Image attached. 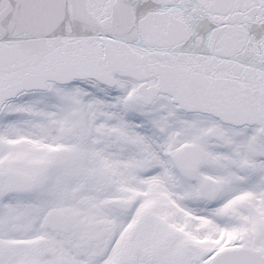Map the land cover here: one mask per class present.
Returning a JSON list of instances; mask_svg holds the SVG:
<instances>
[{
  "label": "snow or ice",
  "instance_id": "snow-or-ice-1",
  "mask_svg": "<svg viewBox=\"0 0 264 264\" xmlns=\"http://www.w3.org/2000/svg\"><path fill=\"white\" fill-rule=\"evenodd\" d=\"M0 264H264V0H0Z\"/></svg>",
  "mask_w": 264,
  "mask_h": 264
}]
</instances>
